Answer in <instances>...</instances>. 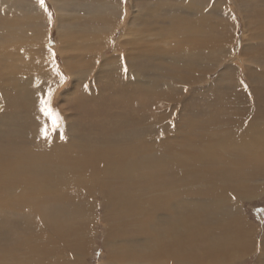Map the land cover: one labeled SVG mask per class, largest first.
Instances as JSON below:
<instances>
[{
  "label": "bare ground",
  "instance_id": "bare-ground-1",
  "mask_svg": "<svg viewBox=\"0 0 264 264\" xmlns=\"http://www.w3.org/2000/svg\"><path fill=\"white\" fill-rule=\"evenodd\" d=\"M96 1L0 0V264H62V255L72 264L99 198L113 215L108 231L146 229L150 242L138 256L108 244L104 264H232L251 255L264 264V240L244 209L264 194V0ZM226 4L246 30L234 58L232 22L220 25L218 15ZM61 13L74 16L69 30ZM55 23L57 51L45 34ZM82 23L91 27L76 30ZM111 47L120 54L108 56ZM46 63H62L79 87L114 66L111 76L127 87L98 84L97 95L87 87L86 98H68L51 89L60 83ZM212 68L216 79L205 84ZM32 76L44 91H26ZM49 99L51 117L41 111ZM68 101L76 113L65 112ZM21 109L46 125V137L10 120ZM48 229L73 239L49 240Z\"/></svg>",
  "mask_w": 264,
  "mask_h": 264
},
{
  "label": "rangeland",
  "instance_id": "rangeland-1",
  "mask_svg": "<svg viewBox=\"0 0 264 264\" xmlns=\"http://www.w3.org/2000/svg\"><path fill=\"white\" fill-rule=\"evenodd\" d=\"M101 1L102 0H100V1L98 0L96 2L100 3ZM113 1H115V3L118 4V5H123V8H126V7L130 8V7H132L131 6V3L128 2V1L126 2V4L123 3V2H120L119 0H113ZM229 1L232 2V3H234V1H236V0H229ZM35 2H36V0H24V5H25V3H27V4H33ZM44 2L47 3V0H44ZM226 5L227 6H224V5L222 6V8L219 10V14L218 15L221 16V17H219V20L221 21L220 22V25L221 24L222 25H225L228 22H232L231 24H229V25L232 26L231 27L232 29L230 27L229 28L231 29L232 38L233 39L236 38V39H235V42L234 43L233 42L228 43V46H227L228 47L227 48L228 52L227 53H230V56L234 58L239 53L238 47H239V44H240V40L242 39V36L244 34V31H246V30L244 29V25H243V22L241 21V17L238 15L239 14L238 11H235V9H233L234 8V4H226ZM21 6H23V5H21ZM134 7H136V6H134ZM230 7H232L233 10ZM96 8L97 7H94L93 8L95 12H96ZM24 9L27 10L26 7H24ZM230 10H232V13L234 14L233 15L234 16L233 17V20L235 22L231 21L228 18L229 16L228 17L226 16L227 15V12L231 13ZM131 11H132V9L129 10L130 13H131ZM51 14L53 15V21H55L54 18H57L56 14H54V12H52ZM65 15H66V13H61V14H59V17H63V21H62L63 25H62V27H64V29H66V30H69V27L71 25H73V24H69V23L73 22L72 17H74V16H73V14H67V16H65ZM69 15H72V16L70 17ZM78 15L80 17H83V16H81L82 14H78ZM224 18H226V19H224ZM64 19H69V20H68V22H64ZM126 19H128V17ZM126 19H124V21ZM227 19H228V21H227ZM223 20H224V22H223ZM119 21L122 22V19L119 18ZM45 22L48 23L47 21H45ZM55 25H56V23H55ZM89 27H91V26L90 25H85L84 23H82V24L76 26L75 29L78 30V31H81V29H88ZM139 27H141L140 24H139ZM56 31H57V25L56 26H54V25L53 26H49L48 25L45 34H46V39L48 38L50 40L49 46H51V47L53 46L54 49L57 51L59 49V48H57L58 45H59V42L56 41V39H55V36H56V33H57ZM260 32L261 31H254V32L248 31L246 34H254V33H260ZM118 35H120V34H119L118 31H116L115 32L116 38H114V41L117 39V36ZM224 36H226L225 30L222 33V37H224ZM219 37H220V35H219ZM78 39H77V41H78ZM220 39H221V37H220ZM61 46H64V45H61ZM61 46H60V48H61ZM111 48H113L114 51L112 52V50L111 51L109 50V52L106 53L108 56H110V54L111 55H118V54H120L117 51V49H115L114 47H111ZM61 50L63 52L66 51L63 48H61ZM73 52L74 51H71L70 52V51L67 50V54H68L67 57L69 59L71 58V55H72ZM58 54H59V52H55L53 54V58H54L55 61H59V55ZM63 56H64V54H63ZM81 56H84V55H81ZM71 62H74V61H71ZM40 65H41L40 62H35L33 67L40 69ZM52 66L54 68H52ZM208 67H209V65H208ZM113 68H115V67L112 66L111 69H113ZM111 69L108 68V69H104V70L99 71L97 74L100 77H98V78L95 76L94 73H92L91 74V77H94V79H91L90 78L89 83L86 85V87H79V86H77V84L75 83V82H77V79L74 76H72V77L69 76V73H67V71L63 69L62 63H60V64H47V71L45 73L47 74V76L55 77V79L58 80V82L60 83V84L54 85V88H51L52 90L60 91L61 93H63L64 95H66L65 97H68V98L69 97L72 98L71 96L74 97V96H80V95L83 98H86L88 96V94H86L87 87H91L90 89L92 91H94L93 94H96L97 95L99 93L97 91V88H96L98 84H105L106 83L105 84V87H107V88H105V91L106 92H111L113 90L112 87H116V88H118V87H127V85H126L127 82L124 83L123 81H121V80H123V77H115V80L113 79V77L111 76L112 74H110V72H112ZM163 74H164V72H163ZM217 74H218V68L217 69L216 68L210 69V72L207 73V80L205 81V84L208 83L211 80L212 81L215 80ZM74 75H75V73H74ZM242 77H244V76H242ZM79 78L84 79L85 76H81ZM93 80H96V82H94ZM117 80H119V81H117ZM41 81L42 80H40L37 76L36 77L32 76V78H30V85H31L32 88L31 87H28L26 91H28V92H35L37 90L44 91V90L40 89L39 87H37V86H40V85H45L47 87V85L44 82H41ZM39 82H41V83H39ZM114 82H117V84L114 83ZM79 84H82V81L81 80H80ZM161 88H162V86H161ZM195 88H197V87H195ZM77 89L79 91H83L82 92L83 94H79L77 92ZM132 94H133V97L134 98L137 97V94H134V93H132ZM54 102L57 104L56 100H54ZM70 104H71V101H68L67 104H64V110H65V112L67 114L68 113H71V112H75L74 111L75 110V107L74 106H71ZM57 105L59 107L61 105L63 106V104H57ZM138 106L139 107L141 106V102L138 103ZM11 113H13V112H11ZM10 120H13V121L14 120H17V125L21 126L23 130H31V129H33V134L35 136H39L40 135V137H42V136H45L46 137V134H45L46 133V130H47L46 125L42 124L40 122V119L39 118L31 117L30 115L25 114V112H23L22 109L19 110V113L15 117L11 118ZM22 121H24V122H22ZM22 123L24 124V126H23ZM14 124H15V122H14ZM15 126H16V124H15ZM98 128H99V130L101 129V127H98ZM94 129L97 130V127H94ZM40 130H42V132H40ZM56 131H58V130H56ZM39 132H40V134H39ZM79 133L81 134L82 132L79 131ZM8 137H15V138H12L10 140L13 143H18V141H19V137L16 134H15V136H12L11 135V136H8ZM41 143L43 144L45 142L41 139ZM43 145H44V147H48L46 144H43ZM23 151H24V148H22L21 150H18V151H14L12 153L23 152ZM258 198L250 201L251 203L250 202L244 203V209H245L247 215L249 216L248 219H249V221L252 222V225H254V226L256 225V226L259 227V229H258V233L259 234H258V239H257L258 242H259V241L264 240V194L260 195ZM94 201H95V206H96V213H95L94 218L90 221V224H89L91 234L88 235V236H86L84 238V241L81 242L82 244L79 243L78 249H77V247L74 249L76 251V253H73L72 255H68L70 257L69 259L71 260V262H73L72 264H104V262L106 261V256L109 254V252L111 250V247H109L108 244L109 245H113L112 247H114L115 250L117 249L116 246H121L122 248L124 247V249L126 248L127 250L128 249H134L133 254H136L137 256H138V249L139 248H142V247H143V249L148 248L146 245L149 244L150 242L148 241V239L145 236L146 229L138 230V232L136 234L132 235V236L128 234V232L126 231V229H123L121 231L120 230L118 231L116 229H111V230L108 231V229L106 228V225L105 224H108L109 223L110 217H113V215H109V216L108 215L107 216L106 215H103L102 208H101V204L103 203V201H101L100 198L99 199H96ZM158 201H159V199H158ZM161 203L162 204H165V201L164 202H161ZM165 208L167 209L166 205H165ZM75 223L76 222H73V224H75ZM73 224L71 225L70 230H72ZM145 225H148V222ZM123 228H125V227H123ZM70 230H68V233L71 232ZM71 233H72V236H70V237L67 236L66 238H61L59 240V238L61 237L60 236L61 234L59 233V237H56V233L54 231L48 229V231L46 232V238L49 239V240H54L55 237H56V239L58 241H63V240L66 239V241H67L65 243V245H66L67 243L70 244V242L73 239V232H71ZM48 235H50V237H47ZM51 235H52L53 238L51 237ZM135 235H136V237H135ZM105 236H108L107 238L109 240L106 239ZM118 239H120V240H118ZM130 239H132V240H130ZM128 240H129V242H128ZM45 243H46L45 246L48 245L47 242H45ZM115 244H118V245H115ZM123 245H126V246H123ZM139 245L141 247H138ZM55 247H57L58 249L61 248L59 246V242H56L55 243ZM148 250H150V249H148ZM8 251H9V249L6 248V252H8ZM64 251L67 252L68 251V248H65L64 247ZM150 251H151L150 253L155 252V251H153V249L150 250ZM155 254H156V252H155ZM65 259H66V255H62V258H61V261L60 262L62 264L65 263ZM255 259L257 260V257L256 256H252V255L251 256H248V257L239 256L236 259L235 262L233 260L234 263H232V264H255L256 263V260Z\"/></svg>",
  "mask_w": 264,
  "mask_h": 264
},
{
  "label": "snow or ice",
  "instance_id": "snow-or-ice-1",
  "mask_svg": "<svg viewBox=\"0 0 264 264\" xmlns=\"http://www.w3.org/2000/svg\"><path fill=\"white\" fill-rule=\"evenodd\" d=\"M40 4H41V6H43L44 0H40ZM42 105H44V106L41 108V111L44 112V114L46 116H50L51 117L52 116V110L49 107V105H50V99L49 100L42 101ZM57 122H58V118H57V120L54 121V126L56 125Z\"/></svg>",
  "mask_w": 264,
  "mask_h": 264
}]
</instances>
